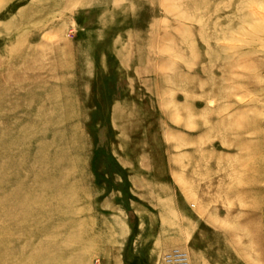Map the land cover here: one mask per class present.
Wrapping results in <instances>:
<instances>
[{"label":"rangeland","instance_id":"374dc122","mask_svg":"<svg viewBox=\"0 0 264 264\" xmlns=\"http://www.w3.org/2000/svg\"><path fill=\"white\" fill-rule=\"evenodd\" d=\"M264 264V0H0V264Z\"/></svg>","mask_w":264,"mask_h":264},{"label":"built area","instance_id":"2783aa9c","mask_svg":"<svg viewBox=\"0 0 264 264\" xmlns=\"http://www.w3.org/2000/svg\"><path fill=\"white\" fill-rule=\"evenodd\" d=\"M162 264H191L185 251L179 248L167 250L162 256Z\"/></svg>","mask_w":264,"mask_h":264}]
</instances>
